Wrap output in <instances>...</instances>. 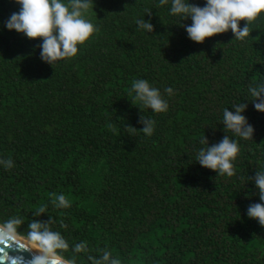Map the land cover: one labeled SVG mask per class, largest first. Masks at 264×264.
I'll return each mask as SVG.
<instances>
[{
	"label": "trees",
	"instance_id": "trees-1",
	"mask_svg": "<svg viewBox=\"0 0 264 264\" xmlns=\"http://www.w3.org/2000/svg\"><path fill=\"white\" fill-rule=\"evenodd\" d=\"M167 7L95 0L87 18L98 30L53 67L38 41L0 32V157L14 161L0 167V223L23 217L26 239L28 223L51 217L70 243L87 241L93 255L107 248L122 264H264V227L245 215L259 199L247 178L264 164V113L249 102L254 140L234 137V176L195 160L205 135L210 144L233 135L220 124L223 109L250 101L249 85L264 82V13L246 42L229 31L197 44ZM146 9L152 33L135 24ZM18 10L0 0V22ZM140 78L161 90L166 112L133 99ZM141 113L156 122L151 136L128 128H142ZM60 193L71 207L53 206Z\"/></svg>",
	"mask_w": 264,
	"mask_h": 264
},
{
	"label": "clouds",
	"instance_id": "clouds-1",
	"mask_svg": "<svg viewBox=\"0 0 264 264\" xmlns=\"http://www.w3.org/2000/svg\"><path fill=\"white\" fill-rule=\"evenodd\" d=\"M19 5V10L12 12L3 22H0V32L4 29L15 31L31 41H38L40 60L53 67L65 58L77 55L79 46L84 44L97 31V26L87 18L95 0H13ZM160 6H168V14L177 18L190 41L203 44L209 38L228 33L233 34L232 40L246 42L252 33L253 22L264 13V0H203V3L193 0H158ZM146 15L135 19L137 29L147 33L154 32L150 19L151 9H146ZM191 23H186V21ZM243 22V23H242ZM131 93L133 99L143 107L155 113L166 112L168 100L161 90L148 80L140 78L133 81ZM164 92L171 96L172 87H166ZM249 100L235 103L231 108H224L222 120L225 134L217 143H209L207 136L201 140V147L195 150V160L205 169H210L217 176L232 177L235 173L234 163L240 152L239 139L254 140L255 127L249 123L245 112L249 102L255 110L264 113V82H258L248 87ZM140 109V108H139ZM142 128L131 125V132L141 131L151 136L155 130L154 119L142 113L138 121ZM234 137H238L236 139ZM14 161L11 158L0 157V167L11 169ZM248 183L254 186L258 201L247 205L245 215L264 227V164L255 171L254 176L248 175ZM247 183V184H248ZM247 186V185H246ZM54 207L63 209L71 207V202L63 194H54L51 201ZM48 205L39 207L35 216L47 214ZM24 224L21 216L9 217L0 223V243L7 244L18 237V229ZM53 220L48 217L33 219L27 225L26 239L37 251L32 264H79L87 259L88 264H122L112 251L105 248L99 255H93L87 241L70 243L58 230L52 227ZM67 253V255H66ZM13 264L16 261L13 260Z\"/></svg>",
	"mask_w": 264,
	"mask_h": 264
},
{
	"label": "water",
	"instance_id": "water-1",
	"mask_svg": "<svg viewBox=\"0 0 264 264\" xmlns=\"http://www.w3.org/2000/svg\"><path fill=\"white\" fill-rule=\"evenodd\" d=\"M18 238L23 237L18 236L17 240L8 241L7 244L0 243V264H13V260L16 264H32L38 250Z\"/></svg>",
	"mask_w": 264,
	"mask_h": 264
},
{
	"label": "bare ground",
	"instance_id": "bare-ground-1",
	"mask_svg": "<svg viewBox=\"0 0 264 264\" xmlns=\"http://www.w3.org/2000/svg\"><path fill=\"white\" fill-rule=\"evenodd\" d=\"M19 240H22V241H25V242H28L26 239H23V238H18Z\"/></svg>",
	"mask_w": 264,
	"mask_h": 264
}]
</instances>
